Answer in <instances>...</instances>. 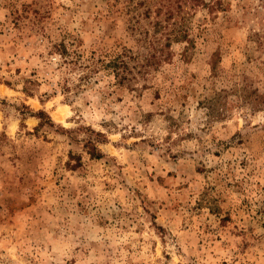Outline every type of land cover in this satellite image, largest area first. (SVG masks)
I'll use <instances>...</instances> for the list:
<instances>
[{"label": "rangeland", "instance_id": "1", "mask_svg": "<svg viewBox=\"0 0 264 264\" xmlns=\"http://www.w3.org/2000/svg\"><path fill=\"white\" fill-rule=\"evenodd\" d=\"M0 264H264V0H0Z\"/></svg>", "mask_w": 264, "mask_h": 264}]
</instances>
